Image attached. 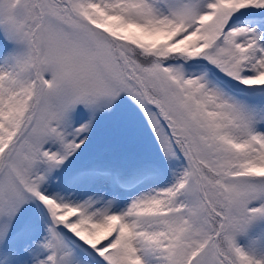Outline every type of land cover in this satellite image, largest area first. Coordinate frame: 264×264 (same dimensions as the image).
<instances>
[{"label": "snow or ice", "instance_id": "1", "mask_svg": "<svg viewBox=\"0 0 264 264\" xmlns=\"http://www.w3.org/2000/svg\"><path fill=\"white\" fill-rule=\"evenodd\" d=\"M0 264H264V0H0Z\"/></svg>", "mask_w": 264, "mask_h": 264}]
</instances>
